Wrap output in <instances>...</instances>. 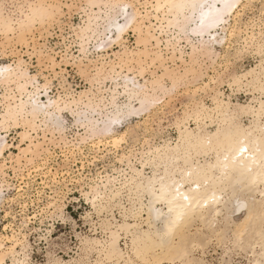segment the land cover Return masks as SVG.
I'll list each match as a JSON object with an SVG mask.
<instances>
[{"label":"rangeland","instance_id":"374dc122","mask_svg":"<svg viewBox=\"0 0 264 264\" xmlns=\"http://www.w3.org/2000/svg\"><path fill=\"white\" fill-rule=\"evenodd\" d=\"M41 1L47 5V0H0V64H16L21 61L30 74H36L40 83L47 84L51 96L72 98L85 91L93 94L95 100L102 98L104 103L108 102L114 87V82L106 75L108 65L117 63L118 55L124 49L131 51L140 61L138 64L144 68L143 74H138L139 78L144 75L151 78L161 74L163 67L148 64L151 59L150 55L146 56L144 53L145 35H138L133 29L125 34L121 43L108 45L107 51L94 49V38L90 44L84 42L87 51H81L82 31L89 22L91 13L99 11L89 7L90 0H60L63 15L58 18V23L52 24L51 27L47 22L42 24V18L33 19L31 23L20 27L19 17L23 19L24 13L29 12V6H35ZM133 1L143 15L150 13L143 21L145 25L151 23L152 27L156 28L165 65L175 69V72L186 80L178 82L171 96L173 98L169 97L168 103L157 105L141 117L132 116L123 121L116 129L119 132L126 130L124 141L121 140L116 145L109 140L98 143V139L90 136L70 112H63L66 118L64 142L60 141L58 133L53 134L40 128L33 129L23 122L12 124L7 131L0 128V135L5 134L7 141L11 142L10 148L0 159L1 163L3 160V163L5 162L4 174L0 175L3 183H0L3 199L0 203V238L8 250L14 242L13 235L20 239V243L14 248L15 251L6 252L5 264H16V257L25 256L28 264H97V261L104 257L98 247L90 241L104 237L102 225H111L112 228L126 220L138 221V227L142 229L147 226L145 222L140 224L142 218L125 214L126 209L132 206L126 188L119 197V203L123 207L110 204L103 210H95L89 199L92 197L93 185H102L105 176L111 175L116 178L117 183L112 184L115 189L118 188L119 183L130 172L127 158L133 166L141 168L143 151L164 141L175 143V119L181 117L184 111L197 101L212 105L211 95L215 91L221 92L223 98L233 103L232 107L238 108L243 124L250 125L256 116L254 112L258 111L259 101L264 99V94L258 87L261 83V57L255 49H243L242 33L251 35L253 29L250 21L255 20L254 30L259 34L260 13L264 11V0L248 3V7L241 11L236 35L228 41L230 45L226 49L218 48L222 52L219 57L204 54L193 56L190 54L191 47L188 42L182 40L178 47L183 50V60L179 59L178 52L171 58L172 49L166 47V38L172 36L173 30L159 29L158 25L163 24L161 12H157L154 7L143 8L145 4L155 5L156 0ZM5 16L14 21L7 28L2 24ZM102 65L106 72L100 70ZM129 65V72L136 73L137 63L133 61ZM116 66L123 73L127 72V67L123 66L125 68L121 69L119 65ZM252 69L254 73L251 74ZM235 76L240 77L239 84L232 82ZM252 78L254 84L251 83ZM168 80L166 79L167 83ZM0 93L17 94L18 90L15 84L0 83ZM118 100H124L122 94L118 95ZM241 104L249 105L253 112L241 111ZM5 106V101L0 102V113L4 112ZM100 110L105 111V108L101 107ZM258 117L262 119V113ZM189 125L195 127L193 121ZM25 130L29 131L35 140L43 142V150L38 156H30L25 152V158L22 157L24 154L20 150L28 144V139L21 133ZM15 154L20 159H16ZM18 159L19 162L16 163ZM144 172L150 174L151 167L146 165ZM108 187L113 188L111 184ZM62 211L77 223H65L60 215ZM241 218L242 215L235 216L234 220L222 213L214 225L217 229L214 232L194 221L190 227L191 234L210 242V247L203 250L201 256L211 261L216 258L218 250L222 256L224 245L230 244L236 238V224H239ZM120 233V248L124 250L127 244L123 259L136 260L130 235H125L122 230ZM217 233L222 239L217 238ZM56 240H59V243H53ZM253 241L250 240L247 244L243 242V247H237L229 253L233 264H248L252 255L248 246ZM21 243H24L25 247ZM163 264H170V261L163 260Z\"/></svg>","mask_w":264,"mask_h":264},{"label":"bare ground","instance_id":"6f19581e","mask_svg":"<svg viewBox=\"0 0 264 264\" xmlns=\"http://www.w3.org/2000/svg\"><path fill=\"white\" fill-rule=\"evenodd\" d=\"M253 1L255 0H239V3L241 5L240 12H236L235 9H233V14L225 17V19L227 20V24H225L220 29H214L210 35H206L205 39H210L212 36H217L218 40L217 42L212 43L206 51L198 53L197 55L204 54L207 56L212 55L214 57H219L222 53L221 51H219V49H226L230 45L229 42L231 41V38L235 37L232 35V32L233 29H235L236 32L238 30L237 24L241 15V11L244 9L243 5H247L248 3H251ZM124 2L135 5L133 0H124ZM192 2H194V0H156V4L159 3L162 5ZM195 2L215 4L217 6H220L223 4L224 0H195ZM41 5L44 6V8L47 7V5L42 1L35 6H29V12L24 13V18L21 19L19 17L18 22L20 27L24 26L28 22L31 23L33 19H30V17L32 15L33 9ZM130 11H132L136 15V19L129 24L128 28L125 29L118 40L116 36L113 35V43H121V41L125 39V34H127V32L131 29L136 31L138 35H141V33H143L145 35V37L143 38L146 42L144 53L146 56L150 55L151 59L148 64H158V66L160 65L161 67H163L161 74H156L151 78L145 77V75L142 78H139L138 74H143L144 68L140 64H138V62L140 61L135 58V55L131 51L124 49L123 52L118 55L119 60L117 61V63L114 62L108 65L107 72L104 68V65H102L100 68V70L103 69L106 72L107 77H109L114 82V87L111 89V94L107 99L108 102L104 103V100L102 98H96L97 100H95L93 94L90 95L85 91L80 92L77 97L72 98H66L60 95L53 97L48 91V87L46 86L47 84L40 83L36 77V74H30V72L22 64L21 61L17 62L16 64L2 63L0 64V68L11 67L12 71L10 73H7L4 78H0V83L15 84L18 93H0V102H6L4 112L0 113L2 114L0 116V120L4 118V114L9 110V108L15 109L17 108V106L22 105V111L20 112L19 121L14 122L13 124L23 122L33 129L40 128L49 130L53 134L58 133L60 135V141L63 140L64 142L66 140V118L63 112H70L72 115H74L75 121L81 124L90 136L98 139V143L102 142L103 140H109L116 145L121 140L124 141L126 130L119 132V130L116 129L117 127L122 125L123 121L129 119L132 116L141 117L145 115V113L150 112V109L156 107L157 105L162 106L164 102L166 103L167 101H169V97L173 98L171 96H173V90L176 89L178 82L186 80L184 77H181L179 73L177 74L175 72V69H172L170 66L165 65V57L163 56L159 48L160 39L155 32L156 28L154 29L151 23L149 25H145L143 21L145 17H148L150 15V13L148 12L143 15L136 6ZM159 12H161V15H159L162 17L163 22V24L158 25L159 29L161 31H165V29L173 30L172 36L170 38H166V47L172 49L171 58L175 57L176 53L178 52L179 59L183 60V51L178 47V45L180 41L182 42V40L188 42V37L180 34V28L177 25L178 23H184L185 17L192 14L191 10L172 9L171 11H169V9L165 7L162 8ZM13 22L14 21L9 16H5V18L2 19V24L6 28L10 27L12 25L11 23ZM120 22L123 23V21ZM98 23L101 22L93 20L91 24V28L97 33L103 31L102 26L99 28L96 27ZM89 26L90 25L88 22L83 30H86L87 28H89ZM225 29H227L228 32L227 40L223 39L225 35ZM86 33L88 36L92 35L91 32ZM192 38L195 39V37ZM94 39L96 43L95 46H93L94 49H98L101 51H107L106 49L108 45L113 44L108 43L106 37ZM101 39L105 41L103 45L100 44ZM84 48L87 49L86 44H84ZM133 61H135L138 65V70L136 73L129 72L131 70V65H129V63H132ZM116 64L119 65L121 69L127 67V72L123 73L122 70H119L117 68ZM250 73H254V69H252ZM166 79H169V83L166 82ZM252 80L253 81H251V83L254 84V78H252ZM232 82H234L235 84H239L240 77H233ZM30 86L32 87V90H30ZM258 87L260 88V86ZM120 94L123 95V101L118 100V95ZM166 97H168L167 100ZM211 100L212 105H206L201 100L195 102L194 104L192 103L193 105L190 106L189 109H186L181 117L176 118V142L171 143L170 141H164L161 144L152 147L150 146L148 149L143 151V157L140 161L141 168L133 166L130 159L127 158V164L129 166L130 172L129 175L127 177H124V180L119 183L118 188L115 189V186L113 184H117L116 178L112 177L111 175L105 176L102 185H93L91 191L92 197H90L89 199L92 205L93 200H95L97 206L94 209L103 210V208L109 206L110 204L122 206V204L119 203V197L121 196L122 190L124 188L127 189L128 198L130 193L135 196L137 189L141 188L142 185H147L149 182V178H151L154 173H159L160 175L164 174V164L167 162L168 157L175 155L177 151L181 156L180 163L182 166H184L183 158L187 155V167L189 168H196L199 166L203 169L208 170L209 175L215 173V176L219 177L221 175L222 169H224V166L227 165V170L231 172L233 169V161L231 157H229L227 161H225L224 159L226 152L222 145L224 143L225 136L229 132L234 133L237 130V126H240L251 131L253 134V138H256L259 135V128L262 123V119L259 118L258 115H260L261 113V104L264 103V99L261 98V100L259 101L258 111L254 112L256 116L250 124L251 127H249L250 125L243 124L238 108L232 107L233 103L230 100L223 98L221 92H213V94L211 95ZM101 107H104L105 111L100 110ZM239 109L246 113L253 112L252 108H250L249 105L241 104L239 105ZM118 114L120 116V121L113 123V121L117 119ZM191 121H193L195 127L189 125ZM21 133L24 138L28 139V144L25 145L26 147H23L20 152L23 154L27 152L30 154V156H38V154L43 150V142L35 140L29 131L25 130V132ZM10 143L7 141L5 134L0 135V159L4 157L5 151L10 148ZM76 147L79 148L80 146ZM46 150L47 149L45 148V151ZM16 154L15 157L17 159L19 157ZM22 157L25 158V154ZM19 159L18 161H16V163L19 162ZM3 161L2 163L0 161V175L4 174L5 162L3 163ZM146 165H149V167H151L150 174H146L144 172V168ZM0 183L3 184L1 180ZM110 184L113 188L108 187L110 186ZM220 186L221 185L219 181H217L216 184H210L208 188L209 194L213 189H216L217 194L219 195L220 192L218 189L220 188ZM1 190L0 193H2ZM184 190L187 191V188H185ZM252 196L255 198V201L257 203L253 204L254 212L252 218L247 222V231L244 233L243 237H241L243 242L246 244L250 240H254V243L257 239H259V234L264 231V220H262L260 217L258 204V201L260 200V189H254L252 192ZM149 199L150 197L147 193H145V196L142 200V212H137L135 216L132 215L134 218H142L140 224L142 222H145V225L147 226L146 229L139 228L138 221L129 222L126 220L116 224L115 227L111 228L109 232V240H111L113 233H117L115 240L117 249L122 250L118 243L121 230L123 231V233H125V235H130V243L132 245L134 253L136 252V250L133 247V237L135 236L140 238L137 242V247L142 248L143 243H141V241L145 239L144 233L150 230V222L153 226L151 230L155 231L156 223L155 220L150 217L147 207ZM2 201L3 199L0 194V203ZM220 206L223 208L222 204ZM136 207L138 209L141 207V203L139 201L136 203ZM157 207H159V205H157ZM215 207L216 205H211L207 209L195 208L191 210L189 214V223L187 224L185 229L181 230V233L177 234V237L174 239L172 244L166 246L162 250L152 247L150 251H147L146 257L144 258L156 259L159 261H171L173 259H176L178 262L179 256L177 255V250L183 243L182 238H191L195 236L191 234L192 232L190 229L194 221L200 222L203 226L207 227L209 231L214 232L217 230L214 227L209 228L208 226V221L211 219V212ZM166 210L167 209L165 208V211ZM222 213H224L228 218L232 217L234 219L235 217L229 214L226 209ZM240 215V213H237L238 217ZM246 216L247 213L242 215L241 220H239V224L241 223V221L245 220ZM215 224H217V219L214 225ZM239 231L240 229H238V227L236 226L235 234H237ZM195 232L197 231L195 230ZM16 237L17 236L14 235L12 236V240H14V242L12 245H10V250L7 249L5 242L0 238V260H3L5 262L6 252L9 253V251H13L15 246L20 243V239L18 240V238ZM152 239L155 240L156 237L153 236ZM21 244L25 247L24 243ZM249 244H251V242ZM14 262H17L16 264H28L26 262V256L23 258L16 257L14 259Z\"/></svg>","mask_w":264,"mask_h":264},{"label":"snow or ice","instance_id":"6c2138e0","mask_svg":"<svg viewBox=\"0 0 264 264\" xmlns=\"http://www.w3.org/2000/svg\"><path fill=\"white\" fill-rule=\"evenodd\" d=\"M66 6L72 7V5ZM89 7L99 9V11L91 13L89 16L90 26L83 30L80 36L82 41L81 51L83 52L87 51L84 48V42L90 44L93 38L106 37L108 43H113L112 37L115 35L118 40L129 24L136 19V15L130 11L135 5L126 3L124 0H90ZM149 7H154L157 12L165 7L169 11L172 9L191 10L192 14L186 16L184 23L177 26L180 28V34L188 37V45L192 47L191 54L195 56L206 51L212 43L217 42V36H212L210 39H205V36L210 35L214 29H220L227 24L225 17L232 15L233 9L236 12H240L241 5L239 0H224L220 6L198 3L195 0L192 3L143 5L144 9ZM243 7L247 8L248 6L243 5ZM44 15L45 8L41 5L33 9L30 19L42 18ZM93 20L101 22L96 27L102 26V32L97 33L91 28ZM120 21H123V23ZM145 23H148V21H145ZM255 24V20L250 21V26L253 29L252 34L248 35L247 32H243L242 43L245 51L255 49L261 57V64L259 65L261 69L260 90L264 94V11L260 13L259 34L254 30ZM224 31L223 39L227 40V29ZM86 32H91L92 35L88 36L85 34ZM232 35H236L235 29H233ZM192 37H195V39ZM104 43L105 41L101 39L100 44L103 45ZM11 71V67L0 68V78H4ZM21 111L22 105L17 106L15 109L9 108L4 114V118L0 120V128L7 131L14 122L19 121ZM261 113L262 123L259 128V135L256 138H253L251 131L240 126H237V130L234 133L229 132L225 136L222 147H224L226 152L225 161L229 157L233 161L231 172L227 170V165H225L219 177L215 176V173L209 175L208 170L199 166L196 168L187 167V155L183 158L184 166L180 163L181 156L178 151L175 155L169 156L164 164L163 175L154 173L149 178L147 185H142L141 188L137 189L135 196L131 193L129 194V201L132 207L126 209L125 214L135 216L137 212H142V200L145 193H147L150 197L147 205L148 211L150 217L156 223L155 231H153L151 230L153 226L150 222V230L144 233L145 239L141 241L143 243L142 248L137 247V242L140 238L133 237V247L136 250L137 259L125 261L123 257L127 250V244H125L124 250L117 249L115 243L117 233H113L111 240H109L107 233L111 230V225H102V230L105 233L104 237L90 241V243L98 247L104 257V259L98 260L97 264H163V261L144 258L147 251H150L152 247L162 250L172 244L177 234L181 233V230L185 229L189 223L190 211L195 208L207 209L211 205H216V207L211 212V219L208 221L209 228L214 227L216 219L226 209L232 216H237V213L241 215L247 213L245 220L237 225L240 231L230 244L224 245L223 255L221 256L218 250L216 258L211 261L201 256V252L210 247L209 241L198 236L182 238L183 243L177 250V255L179 256L178 264H233L229 259V253L237 247H243L241 237L247 231V222L252 218L254 212L253 204L257 203L252 196L254 189H260L259 212L261 219L264 220V104L261 105ZM119 121L120 116L118 114L117 119L113 123ZM217 181L221 185L218 189L220 194H217L216 189H213L209 194V185L216 184ZM185 188H187V191L184 190ZM138 201L141 203L139 209L136 207ZM221 204L223 208L220 206ZM96 206V202L93 200V207L95 208ZM165 208L167 209L166 211ZM60 215L65 220V223H77L65 215L63 211ZM153 236L156 237L155 240L152 239ZM216 236L218 239H222L219 233ZM53 243H59V240L53 241ZM248 249L252 253L248 264H264V231L259 234V239L249 244ZM0 264H5V262L0 260ZM170 264H177V260H171Z\"/></svg>","mask_w":264,"mask_h":264},{"label":"clouds","instance_id":"9594fccd","mask_svg":"<svg viewBox=\"0 0 264 264\" xmlns=\"http://www.w3.org/2000/svg\"><path fill=\"white\" fill-rule=\"evenodd\" d=\"M61 15L63 13L61 12L60 0H47V7L45 8V15L42 17V24L47 22L49 27H51L52 24L58 23V18Z\"/></svg>","mask_w":264,"mask_h":264}]
</instances>
